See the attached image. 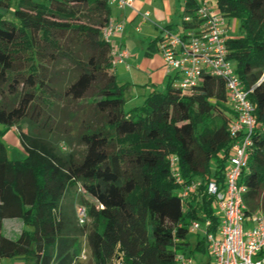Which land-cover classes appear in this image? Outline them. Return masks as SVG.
<instances>
[{
    "label": "trees",
    "instance_id": "16d2710c",
    "mask_svg": "<svg viewBox=\"0 0 264 264\" xmlns=\"http://www.w3.org/2000/svg\"><path fill=\"white\" fill-rule=\"evenodd\" d=\"M214 7L241 32L226 41L254 106L240 183L246 214L264 213V0ZM195 9L185 3V13ZM109 16L106 0H0V125L26 124L21 160L9 159L0 131V264H175L177 253L207 252L204 232L218 222L204 183L222 185L232 146L225 82L204 75L183 91L167 75L125 109L128 86L103 36ZM194 180L201 187L182 198ZM10 220L22 225L15 238L4 232ZM193 221L203 227L194 243ZM80 238L89 259L75 263Z\"/></svg>",
    "mask_w": 264,
    "mask_h": 264
},
{
    "label": "built area",
    "instance_id": "2783aa9c",
    "mask_svg": "<svg viewBox=\"0 0 264 264\" xmlns=\"http://www.w3.org/2000/svg\"><path fill=\"white\" fill-rule=\"evenodd\" d=\"M112 6L125 7L131 0H106ZM195 2L193 14L185 13L181 31L164 28L158 41V51L167 75L176 76L173 86L188 91L198 85L204 75L222 78L225 82L227 99L234 114L228 131L232 137L227 168L223 183L215 180L204 183L208 196L213 200V208L219 211L217 227L214 232H204L209 262L207 264H264V213L246 214L243 195L246 191L240 183V176L247 167L251 136L255 128L254 106L249 101L248 91L237 77L228 58L226 41L227 19L206 0H184ZM122 32V23L108 21L103 28V36L109 37ZM112 45V44H111ZM127 50L112 45V62L122 61ZM171 165L175 158H170ZM173 176L181 181L178 173ZM198 180L184 185L179 193L182 198L194 194L201 187ZM83 210H81V213ZM211 224L204 222V228ZM202 225L191 222L190 232L199 231ZM253 257H255L253 259ZM175 264H196L192 257L177 253ZM200 264V263H199Z\"/></svg>",
    "mask_w": 264,
    "mask_h": 264
},
{
    "label": "crops",
    "instance_id": "0c3cea01",
    "mask_svg": "<svg viewBox=\"0 0 264 264\" xmlns=\"http://www.w3.org/2000/svg\"><path fill=\"white\" fill-rule=\"evenodd\" d=\"M184 14V0H131L130 6H110L109 20L122 23V32L112 34L110 43L128 52L113 72L121 84H127L130 99H144L166 86L168 77L157 45L164 28L183 29ZM192 258L196 264L209 262L207 252Z\"/></svg>",
    "mask_w": 264,
    "mask_h": 264
},
{
    "label": "rangeland",
    "instance_id": "374dc122",
    "mask_svg": "<svg viewBox=\"0 0 264 264\" xmlns=\"http://www.w3.org/2000/svg\"><path fill=\"white\" fill-rule=\"evenodd\" d=\"M208 1L210 4H212L213 6L216 4V0H206ZM10 14L8 13L7 17H9ZM227 24H228V35L229 36H234V35H239L241 32L239 31V27H238V20L235 17H230L227 18ZM231 66L235 69L236 67V61L234 59H229ZM159 89V88H158ZM135 94V93H134ZM148 95V94H147ZM124 96L126 99V103L124 105L125 109H131L132 107L135 106H139L142 104L143 102V98H134V99H130V93L129 92H124ZM214 124L215 125H219L220 124V118L219 116H215L214 117ZM4 127L2 125H0V131L3 132ZM20 130L26 131V124L23 123L21 128L18 127H11L9 128L6 132H3L1 138L4 141V143L6 144V147L8 149V157L9 159L12 160H21L24 158L25 153L23 151V148L21 147L20 143H19V136L18 133ZM63 150H68L65 146L62 147ZM75 150L82 151L83 147L81 146H75ZM87 200H89L90 202H93V200L89 197H87ZM214 205V204H213ZM216 209H214L215 211ZM216 213L218 214L219 211H216ZM88 221V219H86ZM22 225L19 221L17 220H10L5 222L4 225V232L9 235L12 238L16 237V234L20 231ZM196 239L195 234H193L192 232L189 233V240L194 243ZM81 241V252L80 255L78 256V258H76L75 263H77V261L79 262H87L89 259V251L88 248L86 246V242H85V238H80ZM198 253V252H197ZM201 254H196L195 256L197 258L201 257ZM255 257H253L254 259ZM116 264V263H114Z\"/></svg>",
    "mask_w": 264,
    "mask_h": 264
}]
</instances>
